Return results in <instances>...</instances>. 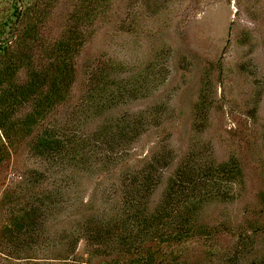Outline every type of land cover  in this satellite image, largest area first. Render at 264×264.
I'll return each instance as SVG.
<instances>
[{
	"label": "trees",
	"instance_id": "1",
	"mask_svg": "<svg viewBox=\"0 0 264 264\" xmlns=\"http://www.w3.org/2000/svg\"><path fill=\"white\" fill-rule=\"evenodd\" d=\"M113 1L69 0L61 34L47 38V24L62 0H0V183L12 150L26 139L32 158L66 167L62 179L52 180L54 171L29 170L5 191L0 253L8 263L28 258L44 242L47 215L67 214L76 206L81 220L67 221L66 252L73 254L85 241L88 264H189L187 244L193 241H204L212 252L205 250L211 260L197 264H264V192L259 195L262 209L251 211L237 229L226 221L211 224L202 219L207 204L235 202L246 188L241 158L218 160L210 146L193 147L167 176L177 156L160 145L140 167L127 166L112 189L100 192L101 205L97 199L68 202L65 195L72 193L67 182L74 183L72 179L96 164L95 155L105 156L103 168L118 164L119 154L129 152L165 114V108L157 106L106 117L124 98L145 88L143 81L144 87L114 79L118 69L107 63L88 66V96L74 107V120L60 125L55 120L59 108L74 96L78 58ZM198 107L200 122L209 113L206 104ZM95 121L96 127L89 128ZM49 181L54 185L47 186ZM224 236L236 237V245L228 257L218 259Z\"/></svg>",
	"mask_w": 264,
	"mask_h": 264
},
{
	"label": "rangeland",
	"instance_id": "2",
	"mask_svg": "<svg viewBox=\"0 0 264 264\" xmlns=\"http://www.w3.org/2000/svg\"><path fill=\"white\" fill-rule=\"evenodd\" d=\"M69 5V0H62L47 24L45 37L61 34ZM107 63L118 69L112 74L114 79L129 86L143 81L145 88L135 97L124 98L106 117L116 119L157 106L165 108L167 115L132 143L129 152L120 153L118 164L103 168L101 160L105 156L95 155L92 161L96 164L72 179L74 183L67 182L72 193L65 195L68 202L76 205L81 200L97 199L101 205L100 192L112 189L127 166L140 167L160 145H167L177 156L167 176L186 152L206 145L218 160L232 155L241 158L246 188L235 202L207 204L202 219L211 224L226 221L237 229L251 211L258 213L262 209L259 195L264 192V0H114L78 58L74 96L68 105L59 108L56 119H51L53 123L74 120V107L88 96V66ZM203 104L209 117L199 122L198 106ZM97 124L98 121L91 122L89 128ZM28 142L29 139L21 141L5 163L0 183V231L4 226L2 219L7 217L6 211H1V199L9 187L29 170L54 171L52 180L60 178L66 168L61 162L48 164L32 158ZM52 184L49 181L47 186ZM73 207L67 214L47 215L44 242L28 258L8 263L5 254L0 253V264H88L85 241L73 254L66 252L67 230H63L70 226L67 221L72 224L81 220L80 210ZM68 214L71 216L66 219ZM236 240L234 236L221 237L216 258L228 257ZM260 245L264 250V241ZM187 247L189 264L211 260L205 254L208 245L204 241L190 242ZM253 257L254 253L248 256ZM244 264H250V260Z\"/></svg>",
	"mask_w": 264,
	"mask_h": 264
}]
</instances>
